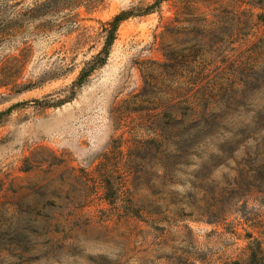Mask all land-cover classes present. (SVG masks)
<instances>
[{
    "label": "rangeland",
    "instance_id": "rangeland-1",
    "mask_svg": "<svg viewBox=\"0 0 264 264\" xmlns=\"http://www.w3.org/2000/svg\"><path fill=\"white\" fill-rule=\"evenodd\" d=\"M133 8L82 75L103 23ZM222 11L234 32L203 83L264 37V0H0V264H232L264 249V64L179 144L136 97L144 62L184 38L166 24Z\"/></svg>",
    "mask_w": 264,
    "mask_h": 264
},
{
    "label": "trees",
    "instance_id": "trees-1",
    "mask_svg": "<svg viewBox=\"0 0 264 264\" xmlns=\"http://www.w3.org/2000/svg\"><path fill=\"white\" fill-rule=\"evenodd\" d=\"M41 4V2H37L38 6ZM152 7L148 6L145 10ZM135 12V8L123 11L113 19L103 23L104 47L94 57V62L88 68L82 70V75L89 71L88 69L94 68V66L104 61L117 37V30L121 21L134 15ZM233 32L234 22L232 16L226 11L215 13L212 18L206 16L178 17L166 24L163 31L165 36L181 35L184 38L178 41V45L175 47L168 45L166 48L167 60L165 62L152 60L144 62L146 66L142 67V71L145 78V86L136 97L142 103L147 102L163 108L161 116L158 117V123L162 130L161 133H169L171 136V138L170 136L167 138L176 139L177 143H181V141L191 139L197 131L209 130L213 121L210 117L230 105V95H227L225 102L220 97V95H223L221 93L236 88L238 84H242L243 88H249L252 85L254 80L252 77L253 70L255 67L259 68L264 64L263 62L257 66L255 63L259 57L264 56V37L260 38L244 52V61L233 62L227 71H223L222 74L220 72L210 81L203 83L204 74L200 69L207 64L208 55L214 51L216 44L227 42L232 37ZM260 73L259 71L255 72L257 75ZM2 76L5 77V74L0 73V77ZM160 76H162V79H159ZM218 77L223 78V82H219V87H217ZM224 83H226L227 87L223 90L222 85ZM154 87L159 90H157L156 94H153L156 91L153 89ZM230 92L228 91L227 93L229 94ZM181 110L196 113V118L193 117L190 120L176 118L177 112L183 114ZM260 115L262 116L263 112ZM244 132L245 130H242L241 133L243 134ZM159 135L161 136L162 134ZM150 142L160 143L155 138ZM178 148H183V145H179ZM14 204L19 203L16 202ZM23 204L24 202L18 206V209ZM17 217V219L21 218L20 216ZM2 227L5 228L3 224H0V233L4 230ZM232 264H264V249L259 243L255 244L250 248V254L247 259L234 261Z\"/></svg>",
    "mask_w": 264,
    "mask_h": 264
}]
</instances>
